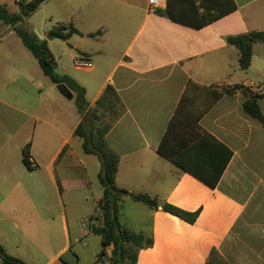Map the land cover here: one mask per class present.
Returning a JSON list of instances; mask_svg holds the SVG:
<instances>
[{
  "label": "crops",
  "instance_id": "0c3cea01",
  "mask_svg": "<svg viewBox=\"0 0 264 264\" xmlns=\"http://www.w3.org/2000/svg\"><path fill=\"white\" fill-rule=\"evenodd\" d=\"M149 1L41 4L55 3L50 16L56 18L42 35H51L59 24L72 25L81 33L63 39L68 48L62 56L52 54L57 71L86 89L89 107L81 115L76 102L66 104L75 93L68 99L52 82L47 94L40 90L38 102L29 97L16 101L18 105L0 100L35 121L22 152L30 143L33 167L44 175L43 183L33 182L24 172L23 155L19 164L6 157L7 145L0 144V244L11 256L27 264H109L110 250L99 260L101 236L70 224L63 196L67 184L70 191L92 187L91 172L98 176L101 171L98 156L85 154L96 158L88 165L73 144L80 139L77 128L81 123L90 127L97 103L110 86L119 98V117L106 134L108 149L120 158L116 185L159 202L153 209L131 195L120 201L122 225L154 241L139 252L138 264H264V127L246 113L245 92L233 90L243 86L264 96V43L254 45L251 66L242 70L239 50L228 42L264 31V0H235V12L203 29L161 15L167 0L150 13ZM78 56L92 60L93 67L76 66ZM79 70L90 77L83 79ZM220 90L230 93L209 107L212 92ZM259 104L264 115V99ZM174 118L172 148L185 165L214 180L228 162L216 187L159 153ZM73 165L85 167L86 180L72 175ZM48 190L57 195L59 208L40 207ZM101 198L94 199L95 211ZM164 204L200 214L190 224L164 211ZM90 225L98 226L94 221ZM90 245L93 258L84 253L83 260Z\"/></svg>",
  "mask_w": 264,
  "mask_h": 264
},
{
  "label": "trees",
  "instance_id": "16d2710c",
  "mask_svg": "<svg viewBox=\"0 0 264 264\" xmlns=\"http://www.w3.org/2000/svg\"><path fill=\"white\" fill-rule=\"evenodd\" d=\"M46 0H15V7L11 9L17 10L13 13L8 9V5H0V23L11 26L22 40L24 46L32 53L40 65L44 75L50 79L55 85H65L71 92L75 93L76 103L81 115L88 111L89 103L86 99V89L82 87L74 78L69 75H61L57 72V62L51 52H46L42 48V41L39 37L21 27L19 24L25 18L30 16L38 7ZM19 8V9H18ZM238 9L235 0H167L166 8L159 10V13L168 17L172 21L188 26L194 29H203ZM51 34L58 35L61 39L68 40L73 34H81L72 25L59 24L51 31ZM229 44L235 46L240 53L239 65L242 70H248L251 66L253 57V47L257 43H264V31H253L248 34L231 37L228 39ZM193 84H191L192 86ZM243 90L247 96L244 103V109L253 118L259 120L264 127V115L262 113L259 101L264 99L263 95L254 94L247 91L243 86H236L234 89ZM227 90L213 91L209 107L220 100ZM119 98L116 91L112 87L105 90L102 98L98 101L93 112V120L90 127L81 123L77 128L75 135L82 140V148L85 154L98 156L101 161V171L99 173V181L103 186V196L96 206V216H91V221H98L99 225L93 226L94 232L102 238V250L99 254V260L103 259L110 250L111 255L108 258L109 264H138V255L142 249L153 246V238L147 237L143 233H136L124 227L120 222V201L124 196L131 197L139 202H143L149 207L156 209L159 202L146 194L134 195L127 190L119 188L116 185V177L119 170V156L112 150L108 149L106 142V134L113 127V123L119 117ZM101 114H98L100 113ZM111 113L109 123L101 126L104 116ZM177 128V119L171 120L166 134L164 135L159 146V153L167 159L173 161L182 169L192 173L211 187H216L223 173L227 161L220 170V173L214 180H210L206 175L198 172L190 166L185 165L178 152L172 148L175 141ZM67 152H63L61 158ZM23 164L28 170L33 171L31 155V144H27L23 149ZM231 155V152H229ZM229 155V157H230ZM229 161V160H228ZM72 175L81 180H86L87 172L82 165H73L69 167ZM60 192L63 191L62 184L58 182ZM164 211L171 213L182 220L194 224L200 214V211L190 213L170 204H164ZM0 260L1 264H27L23 260L8 254L0 244Z\"/></svg>",
  "mask_w": 264,
  "mask_h": 264
},
{
  "label": "rangeland",
  "instance_id": "374dc122",
  "mask_svg": "<svg viewBox=\"0 0 264 264\" xmlns=\"http://www.w3.org/2000/svg\"><path fill=\"white\" fill-rule=\"evenodd\" d=\"M15 0H0V5L7 4L8 9L13 13H18L17 10L11 9V6L15 7ZM55 4V3H53ZM51 5H41L36 11L30 16L24 19L19 25L29 32L36 34H42L46 32L47 27L55 24V19L50 16ZM19 9V8H18ZM58 19V18H57ZM52 21V22H51ZM54 21V22H53ZM52 45L48 46L50 52L54 51L58 57L64 54L68 45H66L63 39L51 40ZM69 64L75 66L74 62L69 59ZM62 74L61 70L57 71ZM83 79L90 77L87 71L79 70L77 72ZM53 86L49 78H47L40 65L38 64L32 53L24 46L22 40L14 31V28L0 23V100L13 102L16 105L19 102H23L27 97L32 98L34 102H38L40 96V90L43 89L47 94V87ZM19 101V102H16ZM68 104H74V100H67ZM109 119L103 118L101 126L109 123ZM35 121H31L28 117L18 112L12 107H7L0 102V144L5 143L7 145L5 149L6 157L21 163L22 161V148L23 142L28 141L27 139L33 135V126ZM30 127L32 129L30 130ZM74 148L84 160L86 164H90V160H96L95 157L85 155L81 147V140L77 139L74 144ZM38 154L42 152L38 151ZM72 164V163H71ZM74 164V163H73ZM24 172L27 176L31 177L33 182L43 183L44 175L42 171L35 168L33 171H29L25 166ZM62 170L60 169V172ZM92 187L85 188L83 190L71 191L66 185L67 192L63 196V200L66 206L70 224L76 228L81 226V230L87 233H92V226L90 225V218L95 214V202L94 199L103 196V186L99 181V175L91 172ZM86 198L89 201L86 202ZM57 195H52L51 191L48 190L43 194L40 199V207L52 209L58 206L59 202L56 201ZM99 225L98 221H95ZM84 224V226L82 225ZM94 238V237H93ZM86 240V239H85ZM93 240V239H92ZM92 245V241L90 242ZM91 245L89 249L83 252L82 257L84 260V253L89 259L93 258L91 254ZM111 254V252H109Z\"/></svg>",
  "mask_w": 264,
  "mask_h": 264
},
{
  "label": "built area",
  "instance_id": "2783aa9c",
  "mask_svg": "<svg viewBox=\"0 0 264 264\" xmlns=\"http://www.w3.org/2000/svg\"><path fill=\"white\" fill-rule=\"evenodd\" d=\"M165 0H150L149 1V12L155 13L159 10ZM75 65L82 68L91 69L93 62L89 58L78 56L75 58Z\"/></svg>",
  "mask_w": 264,
  "mask_h": 264
},
{
  "label": "water",
  "instance_id": "95a60500",
  "mask_svg": "<svg viewBox=\"0 0 264 264\" xmlns=\"http://www.w3.org/2000/svg\"><path fill=\"white\" fill-rule=\"evenodd\" d=\"M36 35L39 37V39L42 41V48L43 50H45L46 52H50L49 48H48V41L49 40H53V39H60L61 37H59L58 35H48V36H44L42 34H38V32H36ZM59 92H61V94L63 96H65L68 99H72L73 95L72 92L68 89L67 86L65 85H58L57 86Z\"/></svg>",
  "mask_w": 264,
  "mask_h": 264
}]
</instances>
